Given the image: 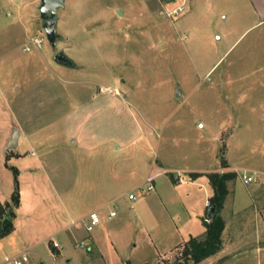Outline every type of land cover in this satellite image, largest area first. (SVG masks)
Listing matches in <instances>:
<instances>
[{"label": "rangeland", "instance_id": "obj_1", "mask_svg": "<svg viewBox=\"0 0 264 264\" xmlns=\"http://www.w3.org/2000/svg\"><path fill=\"white\" fill-rule=\"evenodd\" d=\"M181 3L66 0L54 49L40 0H0V162L14 127L16 151L39 152L55 183L48 219L59 207L64 227L96 209L102 219L90 233L78 224L83 236L56 256L65 264H180L212 191L204 179L225 172L237 177L219 212L223 264H264V187L240 178L264 172V22L251 0H186L167 15ZM58 52L77 67L56 63ZM152 166L164 174L144 194Z\"/></svg>", "mask_w": 264, "mask_h": 264}, {"label": "crops", "instance_id": "obj_2", "mask_svg": "<svg viewBox=\"0 0 264 264\" xmlns=\"http://www.w3.org/2000/svg\"><path fill=\"white\" fill-rule=\"evenodd\" d=\"M251 2L253 3V11L257 18V24L263 23L264 0H251ZM14 130L15 128L13 127V131ZM11 137H9L5 142L2 155L3 159H1L0 162V203L2 205L10 203L15 189V181L11 176V173L13 172L10 167L16 168L19 172L21 201L20 206L15 210L13 232L5 237L0 238V264H12L7 263L6 259L11 257H21L23 254H28L30 258L29 261L24 264H55L49 260L48 255H51L52 258L53 254L58 255L61 253V255H63L71 242H76V239L83 236L81 233L82 230L78 227V224H82L85 229V223L88 220L89 215L93 212L99 213V209L92 210L89 214L80 218V221L72 222L71 225H67L65 227L63 226L64 221L62 217L64 215H69L66 208H55V217L48 219V216L52 213L51 208L48 209V206L46 208L44 206L46 194L48 195L49 193H53L56 195L57 189L55 183L53 184L52 182L53 179H51L50 174L47 173V170H45L46 161L37 159V157H35L39 155V152L37 153L36 150H32L31 154L28 155L21 151H16L18 150L21 142V134L17 147L14 150H9L8 144L11 140ZM30 157H35L36 159L30 160ZM12 160H15L16 162L24 160L26 162H24V164H22L20 167H15L10 164ZM153 168L154 166H152V171ZM192 171L199 174L206 173L201 170ZM204 178L206 177L197 178L193 176L190 182L201 186V183L197 182L199 180H203ZM204 182L212 190L211 194L205 199L204 212L199 211L198 214L195 215V219L191 221V226L186 229V233H184L185 240L182 242L181 250L184 248L185 243H187L191 238L201 239L205 235L206 227L202 219L207 212V204L214 192L206 179H204ZM176 184L179 183L176 182ZM230 194L231 193L229 191V195ZM225 208L226 202L224 209ZM228 228L229 226L226 223V227L222 235V250L216 255L204 260L201 264H204V262L207 260H213L214 263L219 260V264L226 263V261H223L224 259H227L230 254L227 253L228 246L226 244L227 242L225 241ZM52 241L57 242L60 245V249L53 248ZM42 245H44V247ZM92 246L96 248L95 240H93ZM53 260L57 262V264H65L61 262L60 259L57 260L56 258H53ZM172 260L174 259L172 258L171 261ZM66 262V264H71V262L68 263L69 259H66ZM172 262V264H178L175 261ZM242 264L246 263L243 262Z\"/></svg>", "mask_w": 264, "mask_h": 264}, {"label": "trees", "instance_id": "obj_3", "mask_svg": "<svg viewBox=\"0 0 264 264\" xmlns=\"http://www.w3.org/2000/svg\"><path fill=\"white\" fill-rule=\"evenodd\" d=\"M224 168H228L227 165ZM14 174L15 189L11 202L6 205L0 203V221L5 222V229L0 233V238L11 234L14 230L13 220L15 210L20 206V183L19 172L16 168L10 167ZM235 172L215 173L208 175L210 185L213 189V196L210 206L215 207V214L212 219L205 222L206 232L203 238H191L184 246L179 260L180 264H201L204 260L216 255L223 248L222 235L226 227L224 219L219 215L227 196L229 195L228 183L236 179Z\"/></svg>", "mask_w": 264, "mask_h": 264}, {"label": "water", "instance_id": "obj_4", "mask_svg": "<svg viewBox=\"0 0 264 264\" xmlns=\"http://www.w3.org/2000/svg\"><path fill=\"white\" fill-rule=\"evenodd\" d=\"M171 2L173 0H164ZM66 0H40L39 11H40V18L43 21V29L45 30L47 39L52 46V48L56 49L58 41L61 40V35L58 33V21H59V14L58 11L60 8L65 6ZM120 15L123 14L122 11H118ZM54 61L62 66L68 68H76L77 65L73 59H71L67 54L64 52H58L54 56ZM20 132L18 129L13 131L11 140L8 144L9 150H14L19 141ZM215 214V207L209 206L207 209L206 218L208 221L212 219ZM5 222L0 221V233L5 229Z\"/></svg>", "mask_w": 264, "mask_h": 264}, {"label": "built area", "instance_id": "obj_5", "mask_svg": "<svg viewBox=\"0 0 264 264\" xmlns=\"http://www.w3.org/2000/svg\"><path fill=\"white\" fill-rule=\"evenodd\" d=\"M185 1L186 0H182V3L179 4L176 8H173L171 11H166L167 15L168 16H174V15H178L180 12H184ZM32 44L35 46H40L41 41L37 39V40L32 41ZM24 50L30 51L31 48L26 47ZM163 174H164V171L159 170V169H153L150 176L147 178L148 186L146 189H142V192L144 194H147V193L153 191L154 186L152 185V183L155 182V180ZM240 178L243 181V183L247 186L259 185V186L264 187V172H258V171L250 172V171L245 170L242 172V175L240 176ZM136 198L137 197L134 194H129V196H128V199L130 201H135ZM207 206H210V203H208ZM115 216H116V212L113 211L110 213L109 218H113ZM101 221H102V219H101L100 214L98 212L91 213L88 217V220L85 223L86 231L88 233L92 232L94 230V228L97 227L101 223ZM52 247L55 249H60V245L55 241H52ZM77 247L85 248V243L79 242ZM56 256H57L56 254H53L54 259L56 258ZM29 259L30 258H29L28 254H23L21 257L7 258L6 262L12 263V264H24V263L28 262Z\"/></svg>", "mask_w": 264, "mask_h": 264}]
</instances>
